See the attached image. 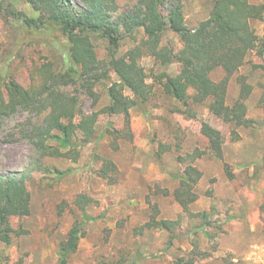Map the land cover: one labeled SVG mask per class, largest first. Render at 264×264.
<instances>
[{"label": "rangeland", "instance_id": "1", "mask_svg": "<svg viewBox=\"0 0 264 264\" xmlns=\"http://www.w3.org/2000/svg\"><path fill=\"white\" fill-rule=\"evenodd\" d=\"M138 1L119 0L118 12L134 8ZM180 1L189 28L198 27L212 14L214 0ZM247 1L264 4V0ZM9 8L33 18L40 15L27 0H0V97L6 100L11 80L27 89L39 88L46 81L41 71L45 65L54 73L66 72L69 50L55 34L46 40L47 34L24 29L7 15ZM252 25L263 37L264 22L255 20ZM136 36L141 40L143 31ZM167 39L181 48L177 34L168 32ZM94 45V71L108 78L92 85L84 80L80 67L74 81L60 87L79 98L77 122L82 114H97L90 142L60 149L57 141L47 137L46 146L59 148L62 155L44 156L30 135L33 127L44 124L49 108L40 113L20 109L0 132V176L24 174L31 195L30 215L11 217L12 242H0V264H57L61 246L76 224L82 225L83 236L67 264H264V70L256 67L264 59L252 53L228 83L231 107L242 87H250L244 100L247 125L218 118L210 111L209 101L196 104L190 100L191 113L180 112L186 108L149 79L153 85L148 113L131 109L129 133L123 115L104 112L110 104L108 89L118 78L108 67L107 43L95 37ZM135 45L124 37L118 56ZM141 64L149 74L155 66L148 56ZM157 70L176 76L180 65ZM210 76L218 83L226 73L216 68ZM204 123L221 133L222 158L210 149L202 133ZM197 152L203 155L194 159ZM105 161L115 169L105 166ZM189 165L202 177L195 188L197 200L184 211L174 196L180 186L175 176ZM106 168L107 178L102 173ZM82 196L90 200L85 208L77 203ZM153 217L180 224L173 233L148 228Z\"/></svg>", "mask_w": 264, "mask_h": 264}, {"label": "trees", "instance_id": "2", "mask_svg": "<svg viewBox=\"0 0 264 264\" xmlns=\"http://www.w3.org/2000/svg\"><path fill=\"white\" fill-rule=\"evenodd\" d=\"M80 1L27 0L39 12L38 18L29 17L15 8L8 9L7 15L24 29L47 34L43 38L46 40L55 34L63 39L58 42L69 47V50L65 54L66 72L54 73L50 65L41 68L46 77L41 87L27 89L14 80L6 85L8 98L0 97V132L6 120L14 117L20 109L40 113L49 108L44 124L33 127L30 135L34 146L44 156L62 155L60 149L76 148L90 142L96 133L97 114H82L81 121L77 122L79 98L65 94L60 91V87L70 85L80 67L82 77L87 82L91 81L92 85L102 78H108V74L97 75L94 71L97 63L95 37L107 43L108 67L118 78L108 89L110 104L104 112L123 115L129 133L131 109L138 107L148 113L146 107L153 85L148 83L149 79H153L154 84L157 83L164 93L186 108L178 109L180 112L191 111L190 100L196 104L209 101L210 111L223 121L236 126L249 123L244 118V100L250 94V87H242L240 98L232 107L227 104V87L230 78L247 63L249 55L255 53L264 59V36L260 37L252 25L255 20L264 22V4L253 5L247 0H214L210 18L196 28H189L180 0H139L138 5L123 12H118L119 0ZM139 30L144 33L141 40L136 36ZM168 32L179 36L180 49L167 39ZM124 37H130L136 45L118 56ZM145 56L154 60L155 66L150 74L141 64ZM174 63L180 65L176 76L157 70ZM256 67L264 70V64ZM216 68H222L226 73L225 79L218 83L210 76ZM3 73L2 68V76ZM110 130L118 133L117 130ZM55 131L57 133L52 134ZM202 133L209 139L213 153L222 158L221 133L206 123L202 126ZM47 137L57 141L60 149L46 146ZM202 155L203 152H197L194 159ZM104 163L115 169L112 162ZM57 173L64 175V172ZM102 173L108 177L107 168ZM201 177L202 173L191 165L182 174L175 176L180 186L174 196L184 211L197 200L195 188ZM30 202L31 195L24 174L0 176V242L11 244L14 233L11 217L30 215ZM77 203L85 208L90 200L82 196ZM179 224L178 221H159L153 217L146 225L148 228L173 233ZM82 230L81 224L71 229L68 241L61 246L57 264L68 263L70 254L76 250L83 236Z\"/></svg>", "mask_w": 264, "mask_h": 264}]
</instances>
